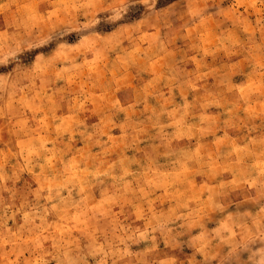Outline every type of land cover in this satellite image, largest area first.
I'll return each mask as SVG.
<instances>
[{
  "label": "rangeland",
  "instance_id": "1",
  "mask_svg": "<svg viewBox=\"0 0 264 264\" xmlns=\"http://www.w3.org/2000/svg\"><path fill=\"white\" fill-rule=\"evenodd\" d=\"M0 264H264V0H0Z\"/></svg>",
  "mask_w": 264,
  "mask_h": 264
}]
</instances>
